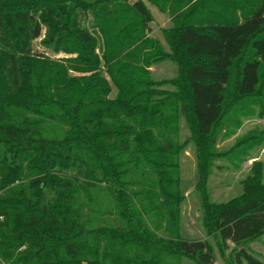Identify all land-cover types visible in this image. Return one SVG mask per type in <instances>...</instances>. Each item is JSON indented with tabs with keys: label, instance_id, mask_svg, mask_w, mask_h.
Masks as SVG:
<instances>
[{
	"label": "trees",
	"instance_id": "16d2710c",
	"mask_svg": "<svg viewBox=\"0 0 264 264\" xmlns=\"http://www.w3.org/2000/svg\"><path fill=\"white\" fill-rule=\"evenodd\" d=\"M149 4L172 21L168 49ZM167 61L174 74L155 77ZM255 107L264 117V0H0L1 264H212L230 243L231 264H264L250 247L262 163L241 195L208 192L215 160L264 144L252 132L216 150ZM189 146L204 238L181 223Z\"/></svg>",
	"mask_w": 264,
	"mask_h": 264
},
{
	"label": "rangeland",
	"instance_id": "374dc122",
	"mask_svg": "<svg viewBox=\"0 0 264 264\" xmlns=\"http://www.w3.org/2000/svg\"><path fill=\"white\" fill-rule=\"evenodd\" d=\"M155 21L152 23L153 36L160 39L166 49L167 43L164 40L162 30L172 26V21L164 16L159 9L149 4ZM39 39L35 41V49L39 52H44L52 57H61L63 54H55L46 50ZM176 66L170 62H163L153 68L155 77H169L174 74ZM116 94V89L113 90V95ZM256 114L243 118V125L235 131L231 137H223L224 132L220 134L216 142V150L218 152H227L234 147L237 141L252 133L264 132V117L259 115V107H255ZM182 138L186 139L189 135L185 123L182 125ZM255 161H260L264 167V144L252 149L247 156L242 157V161H231L227 157H221L214 162V167L208 179V192L210 200L221 203L227 202L242 194V182L250 172ZM181 179L185 192V202L182 205V229L183 233L188 238H204L206 237L205 229L202 225V205L199 192L196 190L197 184V160L193 146H189L181 157ZM250 247L261 257L264 258V236L253 241ZM234 244L230 243L225 250H220L216 246V256L212 264H231L232 251ZM1 264V261H0Z\"/></svg>",
	"mask_w": 264,
	"mask_h": 264
}]
</instances>
